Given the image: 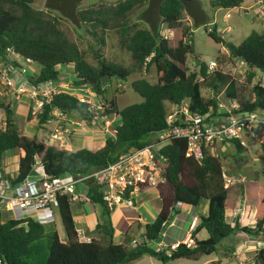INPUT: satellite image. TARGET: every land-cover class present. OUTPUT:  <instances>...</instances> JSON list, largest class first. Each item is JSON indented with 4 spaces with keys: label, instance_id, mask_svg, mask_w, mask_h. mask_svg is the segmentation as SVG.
Instances as JSON below:
<instances>
[{
    "label": "trees",
    "instance_id": "1",
    "mask_svg": "<svg viewBox=\"0 0 264 264\" xmlns=\"http://www.w3.org/2000/svg\"><path fill=\"white\" fill-rule=\"evenodd\" d=\"M34 0H0V58H6L7 52H12L24 59L39 64L40 69L30 76L29 83L37 86L47 80L59 81L61 68L69 69L70 89H61L52 96L49 103L43 106L37 117L43 125L56 108L62 113L76 119L90 121L93 116H115L113 136H107L101 147L90 150L80 148L66 150L48 141L27 137L21 134L15 124L11 107L0 104L4 110V127H0V158L5 151L22 150L18 159V168L14 178L2 174L12 182H21L32 174V168L38 162L43 172L48 176H58L64 173L86 174L91 170L113 162L117 157L131 147H142L150 137L168 128L166 121L168 103L179 104L188 102L192 113H205L214 109L217 98H204L201 95L202 82L217 89V84L227 83V76L218 71L208 73L201 64L197 73L188 72L186 58L193 53L191 26H183L182 13L186 12L193 21V27H198L206 21H199L191 15L182 0H145L147 7L142 10L140 19L148 24L146 28H135L127 34L125 24L122 27L121 45L130 53L131 58L139 67L154 65L156 82L151 83L145 78H137L130 82V88L142 97V101L129 104L118 109L113 100L107 105L101 104L103 112L90 108V103L80 101L74 90L90 86L96 96L104 93V75L115 76L126 80L130 70L117 64L105 62L97 58V64L88 63L74 42L69 41L58 27L57 20L47 17L44 11L32 7ZM81 0H45L44 7L61 13L75 24L90 22L93 28L99 24L106 25L105 19L92 16L91 11L77 10ZM243 0H209L212 8L233 9L239 7ZM135 4L128 0L118 4L117 14L123 17ZM169 29H180V36L165 37L161 34V26ZM209 37L221 43L229 55L241 60L252 69L264 74V31L252 30L239 44L225 41L217 34L215 26L208 31ZM102 42V40L100 39ZM199 76V79H198ZM254 77L248 72V82ZM96 81V82H94ZM230 85V84H229ZM229 87V86H228ZM253 98L245 100L237 96L241 111H257L264 113V86L256 82L252 85ZM29 115L31 111L29 109ZM237 151L245 149L237 141H232ZM186 144L183 139H173L162 147L161 153L166 157L164 167V183L156 188L161 200V208L155 219L143 225L141 241L129 245L128 229L125 241H113V227L109 218V210L103 204L96 188L88 191L90 202L103 208L104 221L96 224V229L102 233L101 240L78 239L72 216V205L65 195L57 198V210L64 228L66 240L61 241L54 231L50 235L47 256H40L39 264H130L144 255L158 259L163 264L177 259L198 260L202 256L215 253L222 240L236 233H243L256 240L264 238V184L250 187L242 180V195L244 201L254 206L255 225H240L228 222L226 218L227 189L223 187V167L219 157L206 154L199 161L186 156ZM1 171V168H0ZM208 200L207 214L200 216L193 226L190 239L191 246L183 241L167 254L156 252L155 244L148 242L160 235V229L165 227L168 219L175 213L177 203L197 206L202 200ZM207 232V238L198 239L201 231ZM43 225L32 218L1 219L0 212V264H31L29 259L37 253L38 248L32 243L41 237ZM170 248V245L167 246ZM253 264H264V246L258 248L253 257Z\"/></svg>",
    "mask_w": 264,
    "mask_h": 264
},
{
    "label": "rangeland",
    "instance_id": "2",
    "mask_svg": "<svg viewBox=\"0 0 264 264\" xmlns=\"http://www.w3.org/2000/svg\"><path fill=\"white\" fill-rule=\"evenodd\" d=\"M125 1L128 0H81L77 10L91 11L90 15L105 19L106 25L99 24L96 28H93L90 22L75 24L68 18L62 17L61 13L46 9L44 7L45 0H34L32 3L35 9H42L47 17L57 20L58 27L63 31L65 37L77 45L88 63L96 65L97 60L102 58L105 62L117 63L130 70V75L126 80H120L115 76H107L103 81L102 88L104 93L101 96H96L90 86H84L81 91L74 90V95L77 98L84 96V98L90 101L94 109L100 112H103L101 104L107 105L110 100L115 102L118 109L142 101V97L130 88V82L132 80L145 78L149 82L154 83L157 79L154 65H149L148 67L137 66L134 64L127 49L121 45L122 27L120 23L125 24L127 34H130L135 28L148 27V24L140 19L142 10L147 7L146 1L134 0V6L129 11H125L122 17L117 14V6L119 3ZM197 1L202 10L206 13V21L198 27H193V21L186 12L182 13L181 18L183 26L187 25L192 28L191 39L193 42V53L188 54L186 58L188 72L197 73L201 64H204L206 67L208 61L214 60L217 64L214 71H218L227 76V83L224 85L218 83L217 89H213L208 83L202 82L200 86L201 95L206 99L217 97V100L226 106L231 102H235L237 96L245 100H251L253 98L252 85L259 82L264 86V74L257 69L250 70L245 63H241V60L230 56L221 43L214 42L209 37L208 31L215 26L217 34L225 41L231 42L234 45L239 44L252 30L257 32L264 31V0H243L239 7L233 9L212 8L209 4V0ZM160 31L162 35L167 37L174 38L180 36L179 28L169 31L167 27L163 25ZM195 61H197V65H195ZM24 66L28 68L29 72L33 73V76L40 69L39 64L35 62ZM62 70H66L67 75L61 76L59 82L64 85V89H70L71 82H69V79L72 73L66 68H61V73ZM249 71L254 73V77L250 82L247 80ZM208 73L213 74V71ZM87 89H89L92 94H90ZM8 94L9 92L6 91L5 98H8ZM166 105L169 108V103ZM12 111L15 124L21 134L23 133L30 137H36L37 139L45 141L48 139V131L50 128L48 124L45 126L40 125L36 115L32 113L30 119H27L26 115L24 119V111L22 108H14V106H12ZM0 112L3 113L4 110L2 111V109H0ZM258 116L264 119V113H258ZM58 118L59 116H54V120H58ZM68 118L70 123L75 120L70 117ZM105 118L106 117L102 116L98 117L97 123L100 128L104 126ZM107 118H110V120L116 119L113 115ZM62 124L69 129L74 128V131L71 132L70 138L67 141V145L63 148L66 150H77L80 148L93 150L101 145L98 141H104V139H102L103 136L107 137L114 135L111 130H99L97 127L93 126L91 122H82L81 126L67 125L64 122ZM112 126L114 127V125ZM253 133L255 134V138L247 141L244 150L237 151L235 146L230 144L227 149L222 151L221 155L219 154L224 174L227 177H232V185L227 189L228 196L226 201V208L229 212L227 213V219L229 218L228 220L230 222L232 220L231 223H233L232 217H234L231 208L238 203L240 196H242L241 178H243V182L250 187H254L257 184H264V124L255 126V128H253ZM73 138H78L79 141L77 142L79 143H71ZM17 152V150H8L2 154L0 158L1 176H3L2 174H6L9 178L15 177L18 165L15 157ZM3 166L7 169H3ZM4 179L8 181V185H12V182L9 181L10 179ZM143 190L150 191L148 188L142 189L141 191ZM250 207H252V205H250ZM4 209L8 210V206ZM4 209L1 211V219L3 221L10 216ZM52 211L54 222L49 224L41 222L44 227V232L41 237L32 243V246L37 247L38 251L29 259L31 264H39L40 256L42 258L47 256L52 232L58 230L59 233H62L63 237L65 236L57 208L53 207ZM11 213L14 217L22 216L17 208H13ZM244 217H246V214ZM249 221L250 220L245 221L247 226H250ZM186 229L187 226L181 230L182 233ZM207 235V232L202 230L199 234V239H205ZM234 239L235 238H231L230 236L225 242L222 241L223 245L219 244L215 253L202 256L198 262L177 259L175 262L173 261V264H204V261L212 258L217 259L213 262L214 264H250L255 251L251 250L245 254L237 255L234 253ZM246 239L251 240L249 238ZM257 241L258 240H255L253 242L256 249L264 246V238L259 240V242ZM247 250L248 247L244 248V251ZM130 264L163 263L149 255H144ZM167 264H172V262Z\"/></svg>",
    "mask_w": 264,
    "mask_h": 264
},
{
    "label": "built area",
    "instance_id": "3",
    "mask_svg": "<svg viewBox=\"0 0 264 264\" xmlns=\"http://www.w3.org/2000/svg\"><path fill=\"white\" fill-rule=\"evenodd\" d=\"M167 29L173 31V29ZM25 60L26 63H31L30 59ZM216 66V62L210 60L206 64V69L208 72H212ZM21 71L25 72V69ZM10 73V68L0 69V82L12 90L14 83ZM61 89H64L61 82L47 80L37 86L31 85L29 88L24 85L18 86L17 92L26 93L31 102V113L37 118L41 114L43 106L49 103L52 96ZM78 99L90 103L84 96ZM90 108L95 110L91 103ZM258 113L257 111H241L236 101L231 102L228 106L217 103L214 109L210 108L205 113H192L188 108L187 101L179 104L169 103L166 113L168 124L166 130L152 136L142 147L127 149L116 160L105 166L95 168L86 174L64 173L58 176H48L36 161V165L32 168V174L15 186L12 194L6 192L8 181L0 177V208L6 201L12 208H17L22 215L13 219L32 218L40 223L46 222L52 216L51 208L57 207L59 196H67L71 205L81 201L90 202L88 191L93 187L98 191L108 210L116 207L134 208L135 197L142 189H156L165 181L164 167L167 159L161 153L163 146L173 139H183L186 144V156L193 157L198 161L206 154L216 156L220 152L222 153L221 147L232 141L246 146L247 140L253 135V128L264 124V119L259 117ZM55 115L59 116L58 120H54ZM68 117L70 116L56 108L51 110V114L43 124L44 126L48 124L50 127L46 141L64 148L74 128L69 129L62 123L81 126L82 122H88L73 118L75 120L70 123ZM105 117L102 128L98 126L97 115L93 116L89 122L101 131L111 130L114 134L115 130L112 125H114L115 119L110 120L107 118L109 116ZM0 127H4V123H0ZM223 179V187L228 189L232 185V177L223 174ZM178 204L180 203H177L176 206ZM27 210L32 211V217H24L23 213ZM132 243L135 244L136 241L133 240ZM184 243L191 246L193 241L190 239ZM176 246L177 244H171L170 248H167V246L158 243L155 244V251H165L169 254L170 250L175 249ZM250 264L253 262L251 261Z\"/></svg>",
    "mask_w": 264,
    "mask_h": 264
},
{
    "label": "crops",
    "instance_id": "4",
    "mask_svg": "<svg viewBox=\"0 0 264 264\" xmlns=\"http://www.w3.org/2000/svg\"><path fill=\"white\" fill-rule=\"evenodd\" d=\"M31 5L33 7V4ZM39 10H42V9H39ZM225 51L227 52L226 49ZM241 63L243 62L241 61ZM24 65L26 66L28 65V63H26V60L10 51L7 52L6 58H0V69L10 68L11 78L14 83V88L11 90L8 87H6L2 82H0V104L1 103L7 104L11 107V109H12V106H14V108H18V107L22 108L24 111V119H25V115L27 119H30L31 115H29L28 117L29 109L31 111L30 99L27 97L26 93L20 94L17 92L18 86L24 85L26 88H29L31 86L28 80L30 76H33V73L29 72L28 68L25 67ZM22 69H25V72H22L21 71ZM66 73H67L66 70H62V73H60V75L64 76ZM69 82H71L70 79H69ZM87 90L89 91V89ZM6 91L9 92L8 98H5ZM77 91H79V89ZM89 92L90 94H92L91 91ZM78 94H81V93H78ZM217 103L224 105L218 100H217ZM0 109L2 108L0 107ZM4 119H5L4 112L3 113L0 112V123H4ZM252 134L253 135L247 141L255 138V134L254 133ZM25 136L30 137L29 135H25ZM102 139H105V136H103ZM77 141H79L78 138H73L71 143L72 142L79 143ZM98 143H101V145L99 146L101 147L104 141H100V142L98 141ZM230 144L234 145L233 143H226L221 147V150L224 151L225 149L228 148V145ZM219 154L221 155V152ZM219 154H217L215 157H220ZM22 155H23V151L19 150L15 156L17 160V164H18L19 157ZM2 168L7 169L5 166H3ZM17 168H18V165H17ZM0 177L7 178V176L6 177L5 175L1 176V174H0ZM15 186H17L16 183L12 184L11 186L7 185L6 192L8 194L14 193ZM148 189H150V191L143 190L135 197V207L134 208L116 207L112 210H109L110 211L109 218H110L111 225L113 227V241L114 242H118V243L124 242L125 235L128 229H131V233L129 235V240H130L128 243L129 245L133 244V243L131 244V240H135L136 242L141 241V235L143 233V225L154 220L161 208V200L159 198L157 190L154 188H148ZM6 206H8V210L4 209L6 208ZM3 209L5 212L7 211L9 213L10 216L8 218L14 217V215H12L11 213L13 208L11 207L10 203L5 201V203H3V205L0 208V212ZM52 209L53 207L51 208V211ZM231 209H232V214H234V217H232L233 223H231L232 220L231 222L228 220L229 218L227 219L228 222H230L231 224H234L235 221H237L240 223V225H246L245 221L250 220L249 221L250 226L255 225L254 206L252 205V207H250V204L244 201L243 195L240 196L238 203ZM207 210H208V200H205V199H202L198 203L197 206H192V205L183 204V203H180L177 206L175 205V213L168 219V223L165 226V231L161 236L160 243L165 246H169L171 244H178L181 241L190 240L191 231H192L193 226L198 222V218L200 216H204L207 214ZM249 210H250V213H249ZM103 211H104L103 208L99 204L92 203V202H82L81 201V202H76L72 205V216H73V220L75 223V228L77 231L78 239L80 241H89L90 239H95V240L102 239V233L96 229V224L104 221ZM227 213L229 212L227 211V208H226V218H227ZM32 214L33 213L31 210H27L25 213H23L24 217H30V216L32 217ZM245 214H246V217H244ZM52 222H54L53 211H52V216L50 217V219L44 223L49 224ZM186 226H187V229L182 233L181 230ZM55 231L58 234L61 241L66 240V236L63 237L62 233H59L58 230H55ZM201 231L196 235L198 239H199V234L201 233ZM228 238L222 241L225 242V240H227ZM231 238H235L234 239L235 240V244H234L235 252L234 253H236L237 255L245 254L246 252H250L251 250L253 251L257 250L255 248V244L253 243L256 239L250 236L244 235L243 233H236V234L231 235ZM246 238H249L251 240H248ZM223 242L220 244L223 245ZM257 242H259V240ZM247 247H248V250L244 251V248H247ZM199 260L200 258L198 260H194V262H198ZM216 260L217 259L215 258L207 259L206 261H204L205 262L204 264H214L213 262H215ZM189 261H192V260H189ZM170 262H172V264L174 263L173 261H170Z\"/></svg>",
    "mask_w": 264,
    "mask_h": 264
},
{
    "label": "water",
    "instance_id": "5",
    "mask_svg": "<svg viewBox=\"0 0 264 264\" xmlns=\"http://www.w3.org/2000/svg\"><path fill=\"white\" fill-rule=\"evenodd\" d=\"M185 5L187 6L188 10L190 11L191 15H193L194 17H196V19H198L199 21H202L204 20L205 16L204 14L202 13V11L200 10V4L198 3L197 0H182ZM195 65H197V61H195ZM108 75H104L100 78V82H103L106 78H107ZM96 82V81H94ZM21 182H17L16 184H20ZM171 217V216H170ZM169 217V218H170ZM165 231V227H162L160 229V235L153 241L151 242H148L147 244L148 245H151V244H158L160 243V239H161V236L162 234L164 233Z\"/></svg>",
    "mask_w": 264,
    "mask_h": 264
}]
</instances>
